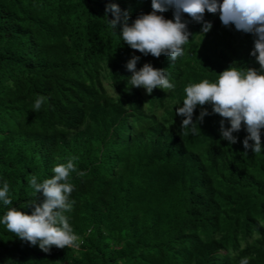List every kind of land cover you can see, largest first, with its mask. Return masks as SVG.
Returning <instances> with one entry per match:
<instances>
[{"label": "trees", "instance_id": "1", "mask_svg": "<svg viewBox=\"0 0 264 264\" xmlns=\"http://www.w3.org/2000/svg\"><path fill=\"white\" fill-rule=\"evenodd\" d=\"M110 4L129 24L153 11L151 0H0V188L6 181L12 200L0 201V220L13 207L31 214L43 199L31 176L52 178L70 157L86 173L71 174L75 204L66 213L79 247L44 252L0 223V264H264V149L245 150L244 127L237 143L222 139L211 104L198 135L182 131L176 114L189 84L216 82L231 66L259 71L256 37L223 25L219 12L205 13L212 28L203 33L185 14L184 55L156 58L109 27ZM133 56L137 70L164 69L175 89L132 87ZM38 96L48 100L36 112Z\"/></svg>", "mask_w": 264, "mask_h": 264}, {"label": "clouds", "instance_id": "2", "mask_svg": "<svg viewBox=\"0 0 264 264\" xmlns=\"http://www.w3.org/2000/svg\"><path fill=\"white\" fill-rule=\"evenodd\" d=\"M151 4L153 11L140 15L131 24L128 13L125 12L122 17L117 4H110L106 8V13L111 12L113 15L112 19H108L109 27L116 31L120 26L123 42L144 55L151 54L156 58L165 55L172 61L183 56L184 46L192 35L188 31L187 23L183 21L185 14L196 22H203V33L212 28L211 22L204 21L205 13L219 12L223 25H234L236 30L251 33L256 37L251 55L259 64V71L255 68L238 70L231 66L218 74L216 82L205 79L200 83L189 84L184 89L186 98L183 106L176 109V114L184 117L182 131L198 135L201 129L197 127V122L202 123L204 117L210 115L203 106L211 104L213 113L223 118L220 127L221 138L227 140L230 145L235 144L238 138L233 133L240 132L244 127L248 133L243 140L245 150L250 149L254 154H260L264 149L261 139V131L264 130V0H222V3L218 0H151ZM169 8L174 9V19L169 20L163 15H158ZM139 59L140 57L133 56L126 65L132 73L129 80L132 87H142L148 95L157 88L165 92L175 89V84L169 81L164 69H157L146 63L137 70ZM47 100L45 96H38L33 111L38 112ZM144 105L145 112L139 111L137 114L140 116H136L142 121H145L144 115L149 111V106ZM197 106L201 107V111L194 122L193 116ZM158 112L160 110L156 111ZM127 119L128 122L132 120L129 117ZM225 120L230 123V127L225 128ZM77 159L70 157L66 163L56 165L52 178L43 182H38L35 175L31 176L29 184L34 194L42 193L43 199L37 195V199L29 205L31 214L14 207L9 208L0 223L21 240L33 246L38 244L44 252H49L53 246L59 249L78 248L80 238L75 234L66 215L72 211L75 204V201L70 199L74 191V185L70 182L71 174L76 172L81 177L86 174L77 169ZM8 193L9 185L5 181L0 188V201H3L4 205L12 204ZM240 264H249V258H242Z\"/></svg>", "mask_w": 264, "mask_h": 264}]
</instances>
